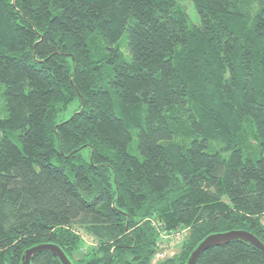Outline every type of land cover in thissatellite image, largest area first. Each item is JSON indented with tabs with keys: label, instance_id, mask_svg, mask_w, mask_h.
Masks as SVG:
<instances>
[{
	"label": "trees",
	"instance_id": "1",
	"mask_svg": "<svg viewBox=\"0 0 264 264\" xmlns=\"http://www.w3.org/2000/svg\"><path fill=\"white\" fill-rule=\"evenodd\" d=\"M188 1L194 24L180 0H0V264L40 244L188 264L212 234L264 243V0ZM197 264L264 253L234 241Z\"/></svg>",
	"mask_w": 264,
	"mask_h": 264
},
{
	"label": "water",
	"instance_id": "2",
	"mask_svg": "<svg viewBox=\"0 0 264 264\" xmlns=\"http://www.w3.org/2000/svg\"><path fill=\"white\" fill-rule=\"evenodd\" d=\"M234 241L249 244L264 253V243L253 233L246 230H232L225 233L212 234L204 239L191 254L188 264H197L201 255L207 250ZM41 252H51L62 264H72L63 250L54 244H40L26 250L22 257V264H31L32 258Z\"/></svg>",
	"mask_w": 264,
	"mask_h": 264
},
{
	"label": "rangeland",
	"instance_id": "3",
	"mask_svg": "<svg viewBox=\"0 0 264 264\" xmlns=\"http://www.w3.org/2000/svg\"><path fill=\"white\" fill-rule=\"evenodd\" d=\"M181 4L185 7V9L188 12V15L190 17V21L193 22L196 21L195 18H197L196 11L193 8V5L188 0H180ZM73 113V108H70L68 112H66L62 119H67L71 116ZM6 115L5 108L3 106V103L0 102V117H4ZM264 223V218H263ZM189 229L181 230L180 232H175L173 235L169 236L170 233H163V239H162V245L160 247V253L156 257L154 262L162 261L165 258H170L175 256L181 251V247L183 245V242L186 240V238L189 235Z\"/></svg>",
	"mask_w": 264,
	"mask_h": 264
}]
</instances>
